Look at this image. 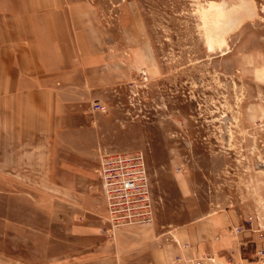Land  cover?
<instances>
[{
	"label": "rangeland",
	"instance_id": "374dc122",
	"mask_svg": "<svg viewBox=\"0 0 264 264\" xmlns=\"http://www.w3.org/2000/svg\"><path fill=\"white\" fill-rule=\"evenodd\" d=\"M85 2L98 45L117 57L95 91L69 95L73 163L95 172L104 158L143 153L144 226L182 234L231 213L264 264V0ZM94 99L107 109L93 110ZM12 241L0 238V264H31ZM46 263L38 253L32 264Z\"/></svg>",
	"mask_w": 264,
	"mask_h": 264
},
{
	"label": "crops",
	"instance_id": "0c3cea01",
	"mask_svg": "<svg viewBox=\"0 0 264 264\" xmlns=\"http://www.w3.org/2000/svg\"><path fill=\"white\" fill-rule=\"evenodd\" d=\"M91 10L85 0H0V238L31 264L38 253L46 264H174L184 252L175 239L192 243L186 254L214 253L215 264H260L243 256L255 239L233 230L231 213L182 234L112 227L97 175L69 147V95L95 91L116 64Z\"/></svg>",
	"mask_w": 264,
	"mask_h": 264
},
{
	"label": "built area",
	"instance_id": "2783aa9c",
	"mask_svg": "<svg viewBox=\"0 0 264 264\" xmlns=\"http://www.w3.org/2000/svg\"><path fill=\"white\" fill-rule=\"evenodd\" d=\"M93 110L105 111L107 105L99 99L91 103ZM95 174L100 183L108 208V220L112 227L147 224L153 219L149 192L146 160L141 152L118 154L104 158ZM183 253L174 258V264H215L217 257L212 252L198 256L186 254L193 249L190 241L175 239Z\"/></svg>",
	"mask_w": 264,
	"mask_h": 264
},
{
	"label": "trees",
	"instance_id": "16d2710c",
	"mask_svg": "<svg viewBox=\"0 0 264 264\" xmlns=\"http://www.w3.org/2000/svg\"><path fill=\"white\" fill-rule=\"evenodd\" d=\"M242 251L244 253V257L249 258L250 260H253L248 254H247V248L245 246L242 247Z\"/></svg>",
	"mask_w": 264,
	"mask_h": 264
}]
</instances>
